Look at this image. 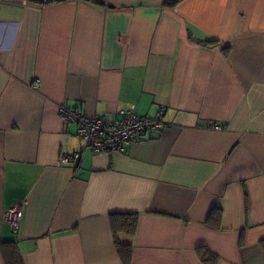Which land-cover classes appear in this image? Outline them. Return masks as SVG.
<instances>
[{"label": "crops", "instance_id": "obj_1", "mask_svg": "<svg viewBox=\"0 0 264 264\" xmlns=\"http://www.w3.org/2000/svg\"><path fill=\"white\" fill-rule=\"evenodd\" d=\"M62 105L166 125L96 153ZM116 213L132 264H264V0H0V264H123Z\"/></svg>", "mask_w": 264, "mask_h": 264}, {"label": "built area", "instance_id": "obj_2", "mask_svg": "<svg viewBox=\"0 0 264 264\" xmlns=\"http://www.w3.org/2000/svg\"><path fill=\"white\" fill-rule=\"evenodd\" d=\"M32 86L39 87L40 80L34 81ZM59 115L66 122L77 123L79 138L85 142L88 148L96 153L126 154L128 146L137 136L159 131L166 125L161 119L139 116L133 107L123 111L122 118L116 121H109L103 118H89L83 111L75 110L65 105L59 108ZM212 126L216 129H222V126L215 123ZM80 159L81 154L75 152L63 157L62 160L64 163H79ZM4 218L14 232H19L23 211L18 205L7 209Z\"/></svg>", "mask_w": 264, "mask_h": 264}, {"label": "trees", "instance_id": "obj_3", "mask_svg": "<svg viewBox=\"0 0 264 264\" xmlns=\"http://www.w3.org/2000/svg\"><path fill=\"white\" fill-rule=\"evenodd\" d=\"M63 0H44V3H56ZM114 219V231L116 232L118 251L122 258L123 264H132V245L130 243H123L120 241L119 232H126L127 234H134L137 230L139 214L138 213H116L112 216ZM203 259L211 261L210 264H215L213 260L215 256L212 253L205 252ZM7 264H23L17 250L10 245L6 250Z\"/></svg>", "mask_w": 264, "mask_h": 264}]
</instances>
